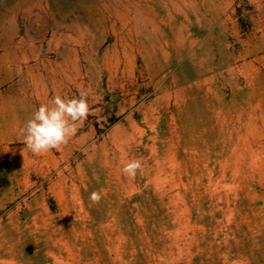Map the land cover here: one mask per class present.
I'll use <instances>...</instances> for the list:
<instances>
[{
	"label": "rangeland",
	"instance_id": "374dc122",
	"mask_svg": "<svg viewBox=\"0 0 264 264\" xmlns=\"http://www.w3.org/2000/svg\"><path fill=\"white\" fill-rule=\"evenodd\" d=\"M0 264H264V0H0Z\"/></svg>",
	"mask_w": 264,
	"mask_h": 264
},
{
	"label": "clouds",
	"instance_id": "9594fccd",
	"mask_svg": "<svg viewBox=\"0 0 264 264\" xmlns=\"http://www.w3.org/2000/svg\"><path fill=\"white\" fill-rule=\"evenodd\" d=\"M78 91L79 95L70 99L55 95L50 106L42 104L25 122L20 130L23 136L21 142L25 145L22 155L25 149L38 156L68 143L76 132L77 122L86 119L89 114L88 93ZM140 170L141 161L132 159L124 164L122 172L126 177L134 179ZM101 199L99 191L89 195L90 204H98Z\"/></svg>",
	"mask_w": 264,
	"mask_h": 264
}]
</instances>
